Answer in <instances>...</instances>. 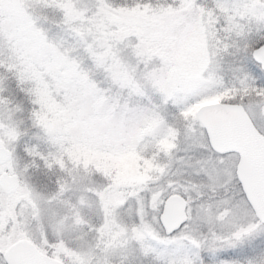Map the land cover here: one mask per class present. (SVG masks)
Wrapping results in <instances>:
<instances>
[{"label": "snow or ice", "instance_id": "1", "mask_svg": "<svg viewBox=\"0 0 264 264\" xmlns=\"http://www.w3.org/2000/svg\"><path fill=\"white\" fill-rule=\"evenodd\" d=\"M0 264H264V0H0Z\"/></svg>", "mask_w": 264, "mask_h": 264}]
</instances>
